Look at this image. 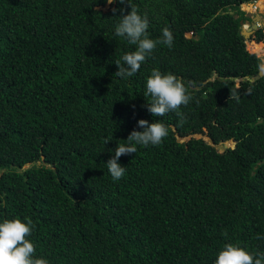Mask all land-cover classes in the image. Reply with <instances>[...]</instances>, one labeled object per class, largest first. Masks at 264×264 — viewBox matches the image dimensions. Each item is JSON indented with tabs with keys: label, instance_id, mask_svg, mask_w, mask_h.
<instances>
[{
	"label": "trees",
	"instance_id": "obj_1",
	"mask_svg": "<svg viewBox=\"0 0 264 264\" xmlns=\"http://www.w3.org/2000/svg\"><path fill=\"white\" fill-rule=\"evenodd\" d=\"M253 1L129 0L149 38L173 42L122 79L127 0H0V222L31 218L49 264H214L229 242L264 254V27L253 51L241 33ZM154 68L185 84L179 115L148 112ZM140 119L168 135L122 155L114 181L111 150Z\"/></svg>",
	"mask_w": 264,
	"mask_h": 264
},
{
	"label": "clouds",
	"instance_id": "obj_2",
	"mask_svg": "<svg viewBox=\"0 0 264 264\" xmlns=\"http://www.w3.org/2000/svg\"><path fill=\"white\" fill-rule=\"evenodd\" d=\"M106 2L112 4L114 0ZM124 2L125 0H120V3ZM127 3L130 5V11L120 16L115 35L126 37L128 42L136 47L134 51L126 53L115 62L118 70L114 75L122 79L136 74L158 44L171 47L173 42L172 33L168 28L162 30V38L157 40L149 38L147 15H141L129 0ZM113 11L115 12V9ZM121 11L123 12V9ZM144 97H150L147 101V110L153 117H162L169 111H176L179 115V108L191 100L180 78L171 72L164 73L158 68H154L147 78ZM138 126L143 131L133 129L127 136L126 143H117V147L111 150L114 151V155L106 165L114 181L120 180L126 171L125 166L118 162L122 155L136 153L138 145H158L168 135V128L160 120L149 123L146 119H140ZM109 140H106L105 144ZM227 142L232 143V140L223 141L222 144ZM33 227V221L29 217H25L24 220L14 217L0 222V264H49L48 259L37 255L34 242L29 239ZM214 264H264V254L252 253L239 243L229 242L218 252Z\"/></svg>",
	"mask_w": 264,
	"mask_h": 264
},
{
	"label": "rangeland",
	"instance_id": "obj_3",
	"mask_svg": "<svg viewBox=\"0 0 264 264\" xmlns=\"http://www.w3.org/2000/svg\"><path fill=\"white\" fill-rule=\"evenodd\" d=\"M257 6V8H255ZM262 6H264V0H263V4ZM106 6H104L103 8H106ZM241 8L243 10H245L247 12L248 15H250L251 17H253L255 14H258L260 15V17L262 18V21H261V25L264 27V7H260V5L256 2V1H253V2H250V3H242L241 4ZM254 8V9H253ZM245 24H247L246 26L250 25V20L249 21H246L245 23H243V26H245ZM251 40H254V39H250V38H247L246 39V44H247V47L250 51H253L251 48V46L249 45V42ZM263 43V46L262 47H258L257 48V51H254L256 52L259 56H261L263 58V63H262V66L264 67V42ZM236 82L238 83L239 82V79L236 80ZM196 136L200 135V134H195ZM204 138H208V136L204 135L203 136ZM226 144V143H225ZM224 143L222 144H219L218 145V149L219 150H223L224 147H226ZM232 143L230 142L229 146L231 145ZM228 146V147H229Z\"/></svg>",
	"mask_w": 264,
	"mask_h": 264
},
{
	"label": "water",
	"instance_id": "obj_4",
	"mask_svg": "<svg viewBox=\"0 0 264 264\" xmlns=\"http://www.w3.org/2000/svg\"><path fill=\"white\" fill-rule=\"evenodd\" d=\"M110 4L107 3V7L109 6ZM262 21V18L260 17V15L258 14H255L253 17H252V20L250 22V25L248 26H243L242 25V29H241V33L246 37V38H249L250 35L259 28L260 26V22ZM264 75V67L262 66L258 72V74L255 76V77H252L251 79H255L256 77H259V76H262ZM263 120V118H260L258 121L261 122ZM225 148V147H224ZM223 148V149H224Z\"/></svg>",
	"mask_w": 264,
	"mask_h": 264
},
{
	"label": "bare ground",
	"instance_id": "obj_5",
	"mask_svg": "<svg viewBox=\"0 0 264 264\" xmlns=\"http://www.w3.org/2000/svg\"><path fill=\"white\" fill-rule=\"evenodd\" d=\"M259 5H260V7H263L262 6V4H263V0H258V1H256ZM255 8H257V6L255 7ZM254 9V8H253ZM247 24H245V26H246Z\"/></svg>",
	"mask_w": 264,
	"mask_h": 264
},
{
	"label": "flooded vegetation",
	"instance_id": "obj_6",
	"mask_svg": "<svg viewBox=\"0 0 264 264\" xmlns=\"http://www.w3.org/2000/svg\"><path fill=\"white\" fill-rule=\"evenodd\" d=\"M260 24V26L259 27H261L262 25H261V22L259 23Z\"/></svg>",
	"mask_w": 264,
	"mask_h": 264
},
{
	"label": "crops",
	"instance_id": "obj_7",
	"mask_svg": "<svg viewBox=\"0 0 264 264\" xmlns=\"http://www.w3.org/2000/svg\"><path fill=\"white\" fill-rule=\"evenodd\" d=\"M264 7V6H263Z\"/></svg>",
	"mask_w": 264,
	"mask_h": 264
}]
</instances>
